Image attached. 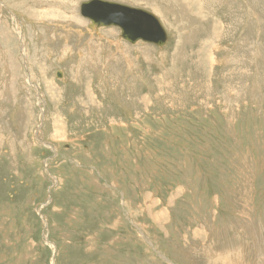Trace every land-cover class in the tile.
Instances as JSON below:
<instances>
[{"label":"rangeland","instance_id":"rangeland-1","mask_svg":"<svg viewBox=\"0 0 264 264\" xmlns=\"http://www.w3.org/2000/svg\"><path fill=\"white\" fill-rule=\"evenodd\" d=\"M86 1L0 0V264H264V0Z\"/></svg>","mask_w":264,"mask_h":264},{"label":"water","instance_id":"water-1","mask_svg":"<svg viewBox=\"0 0 264 264\" xmlns=\"http://www.w3.org/2000/svg\"><path fill=\"white\" fill-rule=\"evenodd\" d=\"M92 5L95 6L90 7ZM100 10H103L104 13ZM81 13L96 25L121 27L122 37L129 42L141 39L145 42H153L158 46H163L167 38V33L160 20L145 9L104 0H91L83 3ZM96 18L98 20L104 19L106 22H98Z\"/></svg>","mask_w":264,"mask_h":264},{"label":"bare ground","instance_id":"bare-ground-1","mask_svg":"<svg viewBox=\"0 0 264 264\" xmlns=\"http://www.w3.org/2000/svg\"><path fill=\"white\" fill-rule=\"evenodd\" d=\"M91 1V0H90ZM104 1H107V0H104ZM86 2H88V1H86ZM109 2H111V3H116V4H118L117 2H113V1H109ZM4 3V2H3ZM121 4V3H120ZM82 5H83V3H82ZM82 5H80L81 7H82ZM6 6V5H5ZM93 6H95V5H92V6H90V7H93ZM2 7V6H1ZM86 7H87V5H86ZM89 7V6H88ZM64 9V8H63ZM54 10V9H53ZM102 13H104V11L103 10H100ZM147 11H149V10H147ZM153 15H155L154 13H152ZM73 15V14H72ZM56 16H57V14H56ZM156 16V15H155ZM97 17H98V15H97ZM157 17V16H156ZM61 18V17H60ZM74 18V17H73ZM158 18V17H157ZM159 19V18H158ZM13 20V19H12ZM55 21V20H54ZM96 21H98V22H101V21H104V22H106V20H104V19H100V20H98L97 18H96ZM98 22H96V23H98ZM91 26L93 27L94 26V29L95 30H99L101 27L99 26V25H96L94 22H91ZM101 26H107V25H101ZM114 26H116V25H114ZM163 26V25H162ZM119 27V26H118ZM89 28V31H91V30H93V29H91L90 27H88ZM119 28H121V27H119ZM164 28V27H163ZM121 30V29H120ZM164 30H165V32L167 33V30L164 28ZM121 34V33H120ZM121 37H122V35H121ZM21 40L22 41H24L23 40V35H21ZM139 40H141V39H139ZM139 40H137V41H139ZM166 40H167V38H166ZM137 41H134V42H132V43H135V42H137ZM165 43H166V41H165ZM164 43V44H165ZM162 46V45H161ZM22 48H24V45H23V47ZM240 51V50H239ZM4 52V51H3ZM236 55V54H235ZM26 57V56H25ZM2 61V60H1ZM3 63V62H2ZM30 71V70H29ZM29 71H28V69H27V72H28V77H29ZM15 100V99H14ZM7 108V107H6ZM4 113V112H3ZM5 114H6V112H5ZM23 116V115H22ZM45 116V115H44ZM11 125V124H10ZM1 131V130H0ZM43 142V141H42ZM231 243H232V241H231ZM232 253V252H231ZM235 253V252H234ZM230 257V256H229ZM236 260V259H235ZM213 262V261H212ZM244 262V261H243ZM245 262H246V260H245ZM248 262V261H247ZM241 263V262H240Z\"/></svg>","mask_w":264,"mask_h":264},{"label":"crops","instance_id":"crops-1","mask_svg":"<svg viewBox=\"0 0 264 264\" xmlns=\"http://www.w3.org/2000/svg\"><path fill=\"white\" fill-rule=\"evenodd\" d=\"M115 2H117V1H115ZM83 16V15H82ZM83 17H85V16H83ZM87 18V17H86ZM88 27H90L91 29H94V26L92 27L91 26V21L88 23ZM100 27H103V26H100ZM108 27H115L114 25H111V26H108ZM118 26H116L115 28H117ZM117 29H120L119 27L117 28ZM120 31V30H119ZM121 32V31H120ZM120 36H121V34H120ZM123 38V37H122ZM125 41H127V42H129L128 40H125ZM139 41H142V42H145V41H143V40H139ZM130 44H131V42H129ZM137 43V42H136Z\"/></svg>","mask_w":264,"mask_h":264}]
</instances>
